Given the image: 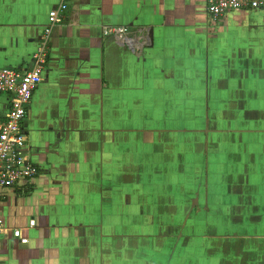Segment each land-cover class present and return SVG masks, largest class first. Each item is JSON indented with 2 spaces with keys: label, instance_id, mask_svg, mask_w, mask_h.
<instances>
[{
  "label": "crops",
  "instance_id": "0c3cea01",
  "mask_svg": "<svg viewBox=\"0 0 264 264\" xmlns=\"http://www.w3.org/2000/svg\"><path fill=\"white\" fill-rule=\"evenodd\" d=\"M68 3L23 124L24 154L39 174L0 191V264H118L119 239H129L118 225L144 214L160 222L191 221L197 206L191 196L205 185L199 172L182 173L185 160L206 152L210 166L228 168L231 150L246 146L239 134L232 141L220 134L191 139L198 112L252 109L245 103L246 77L232 74L246 71V63H252L255 88H264L261 14L232 12L213 23L204 0ZM56 5L0 0V69L30 68ZM238 16L256 22L231 21ZM110 26L144 30V53L105 37L103 28ZM8 109L9 96L0 94V118ZM16 229L28 245L13 237Z\"/></svg>",
  "mask_w": 264,
  "mask_h": 264
},
{
  "label": "rangeland",
  "instance_id": "374dc122",
  "mask_svg": "<svg viewBox=\"0 0 264 264\" xmlns=\"http://www.w3.org/2000/svg\"><path fill=\"white\" fill-rule=\"evenodd\" d=\"M231 21L256 22L239 16ZM129 32L142 44L136 55L143 54L147 48L144 30L129 28ZM245 66L246 71L240 69L239 73L232 74L239 79L246 77L245 103L252 109L242 112L200 110L198 132L187 133L191 139L203 136L208 141L218 134L232 141L239 134L240 141L246 137L245 150H239V154L231 150L228 168L210 166L211 160L206 152L196 158L189 155L182 173L188 170L199 172L205 185L199 186L196 195L191 196L190 202L197 200V206L192 208L190 204L192 220L187 223L160 222L157 221L159 217L144 214L132 217L134 222L118 225L119 234L129 235L127 244L124 239H119V243L123 242L119 245V253H123L118 264H264V88L262 91L256 89L257 78L252 63ZM204 121L206 133L202 129ZM190 122L193 124V120ZM215 142L219 140L215 139ZM220 157H223L222 152ZM258 161L263 165H258ZM221 168L222 172L218 171ZM131 177L129 183L134 181ZM135 186V183L129 185L131 193L138 184ZM151 199L146 200L150 202ZM159 209L165 213L168 211L167 207ZM142 218H150V221H139Z\"/></svg>",
  "mask_w": 264,
  "mask_h": 264
},
{
  "label": "built area",
  "instance_id": "2783aa9c",
  "mask_svg": "<svg viewBox=\"0 0 264 264\" xmlns=\"http://www.w3.org/2000/svg\"><path fill=\"white\" fill-rule=\"evenodd\" d=\"M69 0H56L57 5L49 11L40 43L32 57L29 69H0V94L9 96V109L0 118V191L12 189L20 184H29L38 174V168L24 154L27 135L23 124L34 92L43 82L48 48L54 30L60 26L68 10ZM207 14L213 23L219 22L232 12L258 13L264 16V0H204ZM105 37H113L118 43L136 53L142 44L125 26L103 28ZM31 221L29 227H34ZM4 221L0 216V232ZM13 237L21 245H28L22 230L13 231Z\"/></svg>",
  "mask_w": 264,
  "mask_h": 264
}]
</instances>
